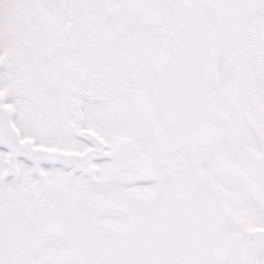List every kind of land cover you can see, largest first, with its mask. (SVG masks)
<instances>
[{"label":"snow or ice","instance_id":"snow-or-ice-1","mask_svg":"<svg viewBox=\"0 0 264 264\" xmlns=\"http://www.w3.org/2000/svg\"><path fill=\"white\" fill-rule=\"evenodd\" d=\"M0 264H264V0H0Z\"/></svg>","mask_w":264,"mask_h":264}]
</instances>
